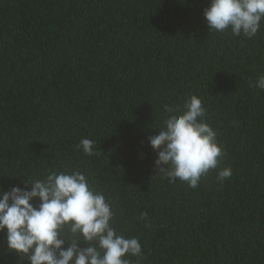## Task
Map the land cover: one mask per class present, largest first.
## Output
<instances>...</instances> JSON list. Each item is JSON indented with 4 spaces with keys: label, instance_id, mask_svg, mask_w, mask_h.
I'll return each instance as SVG.
<instances>
[{
    "label": "trees",
    "instance_id": "obj_1",
    "mask_svg": "<svg viewBox=\"0 0 264 264\" xmlns=\"http://www.w3.org/2000/svg\"><path fill=\"white\" fill-rule=\"evenodd\" d=\"M209 5L0 0V188L80 171L142 264H264V20L252 38L209 31ZM192 95L223 150L196 188L154 176L148 142ZM6 247L0 264H27Z\"/></svg>",
    "mask_w": 264,
    "mask_h": 264
},
{
    "label": "clouds",
    "instance_id": "obj_2",
    "mask_svg": "<svg viewBox=\"0 0 264 264\" xmlns=\"http://www.w3.org/2000/svg\"><path fill=\"white\" fill-rule=\"evenodd\" d=\"M203 15L209 31L230 29L234 36L252 38L264 20V0H210ZM254 86L264 90V75ZM164 110L169 114L164 126L148 138L157 153L154 176L163 174L169 182L196 188L223 155L217 133L206 122V109L196 95ZM77 147L88 156L95 154L90 139H81ZM231 175L232 170L224 168L217 178L223 182ZM113 216L104 194L80 171H53L44 179L28 178L23 187L0 188V233L6 251L27 264H133L126 256L142 264L139 240L118 234L111 225ZM146 218L142 213L140 219ZM81 242L87 246L81 247Z\"/></svg>",
    "mask_w": 264,
    "mask_h": 264
}]
</instances>
